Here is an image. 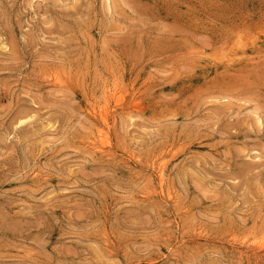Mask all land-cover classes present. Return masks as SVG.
<instances>
[{
    "label": "rangeland",
    "instance_id": "374dc122",
    "mask_svg": "<svg viewBox=\"0 0 264 264\" xmlns=\"http://www.w3.org/2000/svg\"><path fill=\"white\" fill-rule=\"evenodd\" d=\"M0 264H264V0H0Z\"/></svg>",
    "mask_w": 264,
    "mask_h": 264
},
{
    "label": "bare ground",
    "instance_id": "6f19581e",
    "mask_svg": "<svg viewBox=\"0 0 264 264\" xmlns=\"http://www.w3.org/2000/svg\"><path fill=\"white\" fill-rule=\"evenodd\" d=\"M257 46V45H256Z\"/></svg>",
    "mask_w": 264,
    "mask_h": 264
}]
</instances>
